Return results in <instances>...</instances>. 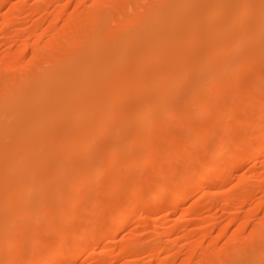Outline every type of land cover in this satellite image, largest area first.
<instances>
[{
	"label": "bare ground",
	"instance_id": "bare-ground-1",
	"mask_svg": "<svg viewBox=\"0 0 264 264\" xmlns=\"http://www.w3.org/2000/svg\"><path fill=\"white\" fill-rule=\"evenodd\" d=\"M3 1L0 0V3ZM47 1L50 3L51 0ZM70 2L71 0H64L59 7L54 8L53 12L50 10L52 14L51 18L48 17L46 26L45 23L43 26L42 22L39 21H34L32 27L29 28L26 26L20 28L22 25L17 26L19 27L16 28L17 36H15V40L18 37V42L15 41L17 46L15 49L8 47L5 52H1L4 53L1 54L2 57L0 56V254L5 253V250L3 253L2 249H6V244H8L6 241L12 243L10 240L18 237L16 235L18 234L17 230H20V227L27 228L31 223L34 232L37 231L39 234L34 233L35 237L40 239L38 237L44 235L42 241H45L46 244L47 237L53 233V231L51 233V229L54 230V233L57 232L55 235L58 234L59 237L55 241L57 244L54 249L57 252L60 251L57 254L56 251L53 253L54 250H50L52 252L44 250L35 238L36 241L33 239L32 243H34L30 245V242V246L23 248L24 250L21 252L18 248L22 247L20 244H22V239L25 236L23 233L24 236L22 237L23 234L20 232L23 230L21 229L19 231L21 236L19 235V237L22 239L19 240L22 242L18 241V237L9 248V250L17 248L21 254L17 252L19 258L14 259L13 262L9 261L11 264H18L20 259H24L26 264H35L36 262L37 264H64L67 261L66 252L77 250L80 247H85L81 252L84 256L96 254V247L100 241L102 239H106L108 242L109 240L112 241L111 239L124 228L125 223L129 221L135 211V200L130 202L131 200L127 198L130 201H126L124 200L126 195L122 196L125 186L129 184L128 187L130 188L132 185L129 182L135 185L134 193L137 191V186L138 188L142 186L137 192L143 193L144 189L147 191L145 187L148 185L143 181L144 179H147L149 184L157 182L160 188L157 187V191L152 197L154 201H152L153 210L159 208L157 202L160 199L166 198L171 201L172 207L174 206L182 212L188 211L187 213L192 215L188 222H194L199 219L198 216L202 215L200 213L202 200L196 198L190 210L186 209L184 204L189 194L197 190L193 182L197 170L202 166L200 164L203 163L200 184L207 182L212 173L219 172L220 175L214 181L209 180L210 182H207L209 187L211 185V188L217 189V193H215L218 195V192L223 189L227 182L224 174L226 170L231 169L236 161L245 162L247 155H252V153H246V155L242 152H255L254 150L259 148L261 156L264 151V109L260 110L261 113L260 111L256 112L262 104L264 105L261 103L264 101V89H262L264 83L263 85L259 83L262 79L264 81L262 68L264 65L261 62L264 60V0H77L74 9L69 12ZM24 3H27V0L22 1V3H14L10 11L4 13L0 31L7 30L12 24L17 23L14 21H17L18 16H21L28 9V7L27 9L24 7ZM26 5L28 6V4ZM24 8L26 10L22 11ZM36 10L41 12L40 4L34 12ZM44 10L47 11L48 8ZM24 18L26 17L24 16ZM59 19L64 21L62 22L64 26L62 29L57 28L56 25V21ZM199 44H204L203 46L206 47L199 49L196 47ZM28 54L30 57L25 60ZM259 62L262 63V69L257 66L260 64ZM258 75H261L262 79ZM256 77L260 79L256 80L258 83L255 81ZM256 83L262 85V88L256 86ZM257 87L262 89L263 93L256 92ZM229 89H233L235 92L239 90V92L237 91L238 93L232 95L231 105H226V103L224 104V96L231 91ZM143 93H147L144 99L141 97ZM235 94L237 95L235 96ZM233 96L235 97L233 98ZM189 99L198 101L197 110L205 111L206 114L204 115L211 112V116H207L209 120L208 118L204 119V115L200 120L207 119L208 124L211 122L210 117L214 115L212 113L219 109L220 117L226 121L224 122L225 125L229 126L227 128L223 123V126L210 129L208 136L216 137L214 145L207 144V141L204 142L205 135H207L206 131H204L205 134L203 133L204 137L198 138L199 141L194 140L197 143L200 142V145L207 144L204 148L207 146L208 149L205 148L206 151L203 153L198 149L189 151L187 147L189 144L183 147L181 143L179 145L182 146L179 147L176 145L179 141L170 136L173 132L168 130V125L172 121L169 120V117L174 110L179 112L175 111L176 114H179V119L181 118L189 125H193L192 118L194 117L190 119L188 114V110L191 109L188 103L192 102ZM259 104H261L260 108L258 109L257 106L255 108V105L259 106ZM198 112L196 113L198 114ZM126 117L137 118L135 123L138 120V123L134 124L132 119L134 126L130 123L129 128L123 130L127 132L131 129L130 126L133 127L129 136L126 135L127 137L123 133H121L123 136L120 135ZM203 123L200 125L201 127ZM198 125L196 124V127L200 130L201 127ZM92 128L96 129V133L93 134ZM192 130L190 129V131ZM130 136H133L132 140ZM100 137H104V139L107 137L109 140ZM98 138L103 143L98 141L100 145L98 144L96 148H90ZM129 139L132 141L130 145L127 143ZM147 141L148 144L144 143ZM140 142L144 144H140ZM231 143L233 145H230ZM126 145L131 146V150ZM198 145L199 143L196 146ZM180 148L182 149L180 150ZM138 149L145 153H139ZM139 156L142 157L139 158ZM95 157L99 161H96ZM76 158L81 159L79 165L74 162ZM142 159L144 160L142 161ZM225 160H229L226 167L222 166ZM144 162L146 164L151 163L154 166V168L152 167L153 170L150 168L149 172V170L144 171L142 169L146 176L138 175L137 173L141 171L140 168L136 172L139 177L133 176L135 180L139 179V181L142 176H145L146 178L142 177L140 181L143 184H137L138 181L133 180V182L130 180L131 178L128 182L123 180L122 173L128 170L132 174L136 166L138 167L141 163L146 165ZM122 165L123 169L121 170L125 169V171L120 170L122 173H119ZM148 166L151 165L148 164ZM262 168L260 169L262 170ZM82 169L87 170L86 174L82 171L85 175L81 172H75ZM113 169H117V173L113 174L114 178H111L112 181H110V177L107 176L109 171L110 173L113 172ZM43 171L45 176L42 175L40 181L39 172ZM147 171L149 174L154 171L152 174L156 175L150 174L151 176H149L148 173L146 174ZM100 172L104 174L101 176L106 175L107 180L102 185V182L97 183L100 187L95 185L96 189L94 187L96 182L93 185L91 183L95 181V178L96 180L99 179L97 177ZM36 175L39 176L38 180L35 179ZM246 181H244L243 186L241 179L240 185L243 186L242 190L240 188L241 191H236L240 187L238 183L235 188L233 187L234 190L231 194L227 191L229 195L225 199L221 198L225 209L233 204L232 201H242L244 204L247 202L246 199L249 200L247 193L249 194L250 190ZM144 183L147 186L144 187ZM246 184L248 185L246 186ZM76 185H79V188L76 187L79 192L76 191L75 187L74 190L72 188ZM51 186L52 190L49 188ZM70 187L75 193L71 192ZM94 189L96 195L93 197ZM50 191L52 192L49 194ZM59 194L66 197L65 200H69V202L64 200L66 203L71 202V208L60 203L57 204L58 201L61 202L60 199L63 200L62 197L56 199ZM48 198L51 201L48 200L47 202ZM216 198L217 196L215 197L214 194L209 195L207 205H210V208L215 205L214 199ZM146 201L144 202V209L147 208ZM44 202L50 204L49 216L52 219L51 226H49V222L48 228L45 227L46 231L41 228L44 223L41 221L42 226H40V221H37L40 218H38L39 215L35 217L38 211H41ZM106 203L122 208L113 223L107 222L106 219L108 220V218L104 214L98 213L93 217L97 209L110 206ZM219 203H217V207L221 205ZM240 204L242 203L240 202ZM62 206L65 207V210L66 207L68 210L71 209V212L76 209L74 213L76 212L84 220H87V215L84 214H94L92 216L93 221L90 218L89 224L82 221L83 223H79L80 225L76 226L74 231L70 233L68 230L70 227L63 226L69 219L68 217L67 219L64 218L68 215H65ZM160 206L162 207V205ZM72 207L74 208L72 209ZM249 207L250 205L247 208ZM251 208L254 209L253 207L249 209ZM61 209L65 214L59 211ZM112 209L110 208V210ZM108 210L106 214L109 212ZM45 211L48 213L49 209ZM70 211L67 212L66 210L67 214ZM43 212H40V216ZM247 212L246 215L244 214L243 220L240 217L241 221L239 222L244 228L254 216L261 215L258 210V215L253 211L247 210ZM47 213H43L47 217L42 215L43 218L46 217L45 219L41 218L43 222L46 220V223L49 218ZM60 213L63 215V220L62 217L60 218ZM72 215L73 213L70 216L72 217ZM97 216L98 220H102L100 222L96 220L98 223H95ZM260 218L259 221L254 220L256 217L253 218L255 224L252 223L254 226L251 228L253 230L252 236H250L254 241H247L246 238L249 235L245 236L246 233L244 234V232H242L243 235L239 234L240 237H237L236 234L237 238L233 237L232 241V243H237L235 247L231 248L227 245L228 243H225L227 246L208 253L210 264H264V215H261ZM73 219L71 218L72 221ZM213 219L209 218L206 221L211 223ZM234 219L236 220V217ZM161 220L162 218L155 216L152 218L151 223H154L159 230L155 231L154 234L159 236L165 233L169 237V233H173V230L163 228ZM70 221L69 224H71ZM80 221L81 219L78 222ZM25 222L26 224H24ZM137 222L142 224L147 222L142 212L138 215ZM226 229L221 228L219 234H225ZM192 230L194 232V229ZM47 231L51 234L48 232L46 235L45 232ZM151 232L153 233V230ZM198 234L201 235L202 233L199 231ZM53 235L49 236L51 240ZM45 236L47 237L45 238ZM201 237L202 239L205 238L204 235L197 238ZM154 238L155 235H153ZM160 238L161 236L158 241ZM137 239H134L135 241L127 239V243H131L128 246L125 245L126 247L121 248L122 250L119 252L121 254H133L135 257L138 254L137 247H134L136 242H139ZM154 240L155 244H147L144 250L142 248L143 254L148 253L151 257L153 256L151 262L156 261L155 264H174L175 258L169 254L171 252L167 254L172 247L170 241H161L162 243L159 241L160 244H158ZM174 242L176 243L175 240ZM3 244L6 246L4 247ZM198 245L204 254L207 250H211L203 242L198 243ZM175 247L179 246L176 245ZM45 251L48 253H44ZM112 252L110 251V253ZM162 252L167 254L163 258L160 257ZM185 252L187 253V251ZM81 253L75 254L70 259L71 262L75 263ZM176 253L178 252L176 251ZM106 255L105 252L101 254V264H109L110 257L108 256V258ZM176 256L178 255L176 254ZM1 258L8 260L6 256L4 258V255L0 257V260ZM12 259L11 257L9 260ZM189 260L193 259L187 258L182 264H188ZM2 262V264H10L9 262ZM147 262L145 264H148Z\"/></svg>",
	"mask_w": 264,
	"mask_h": 264
},
{
	"label": "rangeland",
	"instance_id": "rangeland-1",
	"mask_svg": "<svg viewBox=\"0 0 264 264\" xmlns=\"http://www.w3.org/2000/svg\"><path fill=\"white\" fill-rule=\"evenodd\" d=\"M11 1V2H10ZM22 1H24V0H4L3 2H1L0 3V24H1V22H2V20H3V18H4V15L6 14V13H8V11H10V8H11V6L14 4V3H22ZM61 1V2H60ZM60 1H53V0H51L50 1V3L47 1V0H44V2H42V0H27V3H24V7L27 9V7H28V9L26 10L25 8L22 10V11H25L21 16H18V18H17V21H14V22H17L18 23V25H17V23H14V24H12L8 29L10 30H4V31H0V56H1V54L3 55L4 53H1L2 51L3 52H5V50H7L8 49V47H9V49L10 48H13V49H15V47L17 46V45H15V44H17V38L18 37H16V40H15V36H17V34H16V30L19 28V27H17V26H20V25H22L20 28H25V26H26V28H29V27H32V25L34 24V21H39V22H42L41 24H43V23H45V26H46V24H47V21H48V17H50L51 16V14H52V12L54 11V8L56 9L57 8V6L59 7V5H60V3H62V2H64V0H60ZM66 1H70V0H66ZM77 1V0H76ZM76 1L75 0H71V4H70V7H69V12H71V10L72 9H74V7H75V3H76ZM7 2V3H6ZM30 2V3H29ZM45 2H47V3H45ZM4 4V5H3ZM26 4H28V6L26 5ZM34 4H35V6H34ZM40 4V6H41V12H39V10H36V12H34L35 11V8L38 6V5ZM44 4V5H43ZM57 4V5H56ZM30 5V6H29ZM55 5H56V7H55ZM50 6V7H49ZM51 6H52V8H51ZM30 7V8H29ZM32 8V10L30 11V9ZM47 9L48 8V10L46 11V10H44V9ZM43 9V10H42ZM50 10H52V12L50 11ZM38 12H39V14H38ZM45 12V13H44ZM46 12H48V13H46ZM5 13V14H4ZM20 13H19V15H20ZM3 14V15H2ZM39 16H38V15ZM44 14V15H43ZM29 15H30V17H29ZM35 15V16H34ZM24 16L26 17V18H24ZM42 16V17H41ZM43 16H46V17H43ZM36 17V18H35ZM37 17H39V18H37ZM33 18H35L34 20H32L31 21V19H33ZM45 18H46V20H45ZM51 18V17H50ZM19 19V20H18ZM23 20V21H22ZM20 21V22H19ZM31 22V23H30ZM58 22H59V25H58ZM62 22H64L63 21V19H59L58 21H56V25H57V28H59V29H62L64 26H63V23ZM27 25H26V24ZM15 25H16V27H15ZM43 26H44V24H43ZM61 26V27H60ZM15 28V29H14ZM17 28V29H16ZM3 32V34H1ZM12 33V34H11ZM14 33V34H13ZM8 35V36H7ZM8 37H10V38H8ZM12 38V39H11ZM14 39V40H13ZM11 40V41H10ZM13 40V41H12ZM15 41H17V42H15ZM11 44H13V45H11ZM200 45H202V44H199V45H196V47H198L199 49H204L206 46H200ZM7 47V48H6ZM6 48V49H5ZM2 57V56H1ZM0 57V58H1ZM30 57V55L28 54L26 57H25V60L26 59H28ZM261 62L263 63V65H264V60L262 61L261 60ZM261 62H259L260 64H258L257 66L258 67H260L259 69H262L263 68V70H264V67H262L261 68V66H262V63ZM260 65V66H259ZM262 70V71H263ZM254 71V70H253ZM251 73V72H250ZM249 74V73H248ZM259 76V75H258ZM261 76V75H260ZM259 76V77H260ZM244 77V76H243ZM259 77H256V79H255V81L256 80H260L259 79ZM258 78V79H257ZM261 79H262V76H261ZM243 80V79H242ZM261 81V80H260ZM259 81V83H262V85H263V83H264V81H263V79H262V81L260 82ZM257 82V81H256ZM258 83V82H257ZM257 83H256V86H258V87H261L262 88V85H260V84H258L257 85ZM257 87V90H255L256 92L257 91H259V93L260 92H262L263 90L262 89H264V88H262V89H260V88H258ZM256 88V87H255ZM260 89V90H259ZM231 90V91H230ZM262 90V91H261ZM229 91L231 92H227V95L225 94V99H224V104L226 103V105H231V103H232V95L234 94V93H236L237 91L239 92V90H236V92L233 90V89H229ZM233 92V93H232ZM237 92V93H238ZM264 92V91H263ZM262 92V93H263ZM264 94V93H263ZM147 96V93L145 94V93H143L142 94V99H144L146 96ZM237 94H235V96H236ZM235 96H233V98L235 97ZM230 99V100H229ZM189 100H191L192 102H190V103H188V106H189V108H191V109H189V110H191V111H189L188 110V114H189V117H190V119L192 118V117H194V118H192L193 120V122L194 123H196L197 125H198V127H201L200 125H202V123L203 122H205V123H203V126L201 127V129L199 130V129H197V127H196V124H194L193 123V125L191 126V125H189L187 122H185V121H183V120H181V118L179 119V114H176L178 111L177 110H174V111H172L173 113L171 114V116L169 117V120H172V121H170V123H169V121H168V123H169V127H168V130H169V132H173V133H175V134H173L172 133V135H170V136H173L177 141H179V143L178 144H176V145H178L179 147H181L182 145H183V147L185 146H187L188 144V148H189V151L190 150H193V149H198V151H200V152H205L206 150H205V148L206 149H208L207 148V146L204 148V146L205 145H207V144H211V145H214L213 143L215 142V136L214 137H209L208 135H209V132L212 130V129H214L215 127H220V126H223V123L224 122H226V121H223V119H222V117H220L221 116V113H220V111H219V109H217L216 111H214L215 113H212V117H210L211 119H210V121L211 122H209L208 124H207V122H208V120H209V118L207 117L208 115L209 116H211V112H207L208 113V115H204V114H206L205 113V111H202L201 109L200 110H197L198 109V101L197 100H195V99H189ZM225 100H227V101H225ZM229 101V103L227 104V102ZM231 101V102H230ZM197 102V103H196ZM259 102H261V101H259ZM258 102V103H259ZM258 103H256V104H258ZM261 103H264V101H262ZM191 106H190V105ZM192 104H194V105H192ZM197 104V105H196ZM260 105L261 104H259V106L258 105H255V108H256V106L258 107V109L260 108ZM264 105L262 104V106H261V108L258 110V109H256V110H258V111H256V112H259L260 110H262V109H264V107H263ZM244 108V107H243ZM196 109V110H195ZM195 110V111H194ZM175 111H177V112H175ZM194 111V112H193ZM200 113H199V112ZM192 114H191V113ZM196 112H198V114L196 113ZM202 112H204V113H202ZM218 112V113H217ZM131 113V112H130ZM179 113V112H178ZM260 113H261V111H260ZM259 113V114H260ZM176 114V115H175ZM191 114V115H190ZM201 114V115H200ZM258 114V113H257ZM202 115H204L203 117H204V119L205 118H208V120H207V122H206V120H204V119H202V120H200V118H202ZM214 117V118H213ZM170 118H172V119H170ZM198 118V119H197ZM217 118H218V120H217ZM126 120H124V128L122 127L121 128V130H120V135H121V133H123V135H127V136H129V133H130V130L132 131V126H134L133 124H132V119L134 120V124H136V123H138V120H136V123H135V119H137V118H129V117H126L125 118ZM174 119V120H173ZM195 119V120H194ZM177 120V121H176ZM215 120V121H214ZM176 121V122H175ZM126 122V123H125ZM173 122V123H172ZM179 122V123H178ZM132 124V126H130L131 127V129L130 130H127V132L126 131H123L124 129H127V127L129 126V125H131ZM178 123V124H177ZM170 125H171V127H170ZM211 126V128H210V126ZM218 125V126H217ZM224 125H225V123H224ZM187 126H191V127H193V126H195V127H193V128H191V127H187ZM226 127L228 126V125H225ZM203 127H205V128H203ZM206 127H207V129H206ZM229 127V126H228ZM227 127V128H228ZM129 128V127H128ZM172 128V129H171ZM93 129V128H92ZM190 129L192 130V131H190ZM195 129H196V131H195ZM205 129V130H204ZM211 129V130H210ZM96 129L94 128L93 129V134L94 133H96V131H95ZM197 130H198V132H197ZM202 131V132H201ZM204 131H206L207 132V135H205V140H204V142H206L207 144H205L204 143V145H200V142H198L199 143V145L198 146H196L198 143H197V141H194V140H198L199 141V139L198 138H200L201 136H203L205 133H204ZM125 132V133H124ZM168 132V131H167ZM168 132V133H169ZM197 132V133H196ZM144 133V132H143ZM196 133V134H195ZM202 133V134H201ZM204 133V134H203ZM133 134V133H132ZM131 134V135H132ZM145 134V133H144ZM170 134V133H169ZM123 135H121V136H123ZM174 135H176V136H174ZM124 136V137H125ZM126 136V137H127ZM209 138H208V137ZM132 137V138H131ZM147 137V136H146ZM204 137V136H203ZM101 139L103 138L104 139V137H100ZM100 138H98L97 139V141H95L93 144H92V146H90V148H96L97 146H98V144H99V142L100 143H103V142H101V139ZM107 138V137H106ZM105 138V139H106ZM142 138H143V136H142ZM104 139V140H105ZM130 139L132 140L133 139V136H130ZM129 139V142H127L129 145H130V142H132L131 140ZM144 139V138H143ZM211 139V140H210ZM214 139V140H213ZM107 140H109L108 138H107ZM106 140V141H107ZM127 140H128V138H127ZM144 140H146V139H144ZM148 140V139H147ZM99 141V142H98ZM142 141V140H141ZM194 141V142H193ZM209 141V142H208ZM98 142V143H97ZM196 142V143H195ZM143 142H140V144H142ZM144 143H146V144H148V141L147 142H144ZM143 143V144H144ZM182 143V145L180 146L179 144H181ZM195 143V144H194ZM203 144V143H202ZM209 144V145H210ZM100 145V144H99ZM129 145L127 146V148H129L130 150H131V146L129 147ZM195 145V146H194ZM230 145H233L232 143L230 144ZM143 146V145H142ZM193 146V147H192ZM200 146H202L201 147V149H199L200 148ZM191 147V148H190ZM133 148H135V147H133ZM178 148V147H177ZM176 148V149H177ZM137 149V148H136ZM135 149V150H136ZM182 148H180V150H181ZM184 149H186V148H184ZM204 149V150H203ZM259 148H257V149H255L254 151L255 152H248V151H245V152H242V154H250V153H252V155L250 156V155H247L248 157H246L247 159V161L245 160V162L243 161H239V162H235L234 163V166L231 168V169H229V170H226V172L224 173L225 174V177H226V180H227V182H226V184L224 185V187H223V189H221V191L220 192H218V195H216V193H217V189L215 188H211V185H210V187H209V185H208V183L211 181L212 182V180L214 181L215 179H216V177H218L220 174H219V172H214V173H212L211 175H210V177H209V179L207 180V182H204V183H199V182H201L200 181V179H201V174H202V171H203V163H201L200 165H202V166H200V168L197 170V172H196V178L194 179V185H195V187L197 188V190H195V191H192L190 194H189V197H188V199H187V201H186V203L184 204V206H185V208L186 209H188V210H190V209H192V206H193V202H194V200L196 199V198H199V199H201L202 200V206H201V211H200V213L202 214H200L201 216H198V220L196 221H194V222H188L189 221V218L192 216L190 213H187V212H182V211H179L177 208H175L174 206L172 207V204H171V201H169V199H166V198H163V199H160L158 202H157V204L159 205V208L157 209V210H153V194L157 191V187L158 188H160L159 187V185H158V183L157 182H153L152 184L150 183L149 184V182H147V179L145 180L144 178V182L145 183H147V185L144 183V187L145 186H147V187H145L146 189H147V191H145V189H144V191H142L143 193H139V192H137L138 191V189L139 188H141V187H139L138 188V186H137V184L138 183H141V184H143V182H140L141 181V179H142V177H145L146 175H145V173L143 172V170L145 171V170H149V172H150V168L153 170V168H154V166H152V164L151 163H148L149 165H151L150 167L148 166V164H146V162H144V164H146V165H143L142 163L137 167L136 166V168H135V170H133V173L131 174L130 172H128V170L126 171V172H124L125 171V169L124 170H121V169H123V165H122V167H120V169H119V173H122L121 171H123L124 173H122L121 174V176L123 175V177L122 178H124L123 180H125L126 182H128V180L130 179L131 181H133V180H135V177H139V176H137L136 175V172H138L139 171V169L144 173H142L141 171H139V173H137L138 175L139 174H141V175H145V176H142L141 177V179H140V181H139V179L138 180H135V182L136 181H138V182H136L137 184H136V186H137V191H136V193H134V191H135V185L132 183V182H129L130 184H132V185H134V186H132V185H130V188L128 187L129 186V184H128V186H125V190L123 191V197H124V195H126V197H124V198H126V199H124V200H126V201H130V202H133V200H135L134 201V204H135V206H134V208H135V211H134V213L132 214V216L130 217V219H129V221H127L126 223H125V226H124V228L123 229H121L120 231H119V233H117L115 236H114V238L113 239H111L112 241H110L109 240V242L106 240V239H102L101 241H100V244L96 247V254H94V255H87V256H84V255H82V251L84 250V248L85 247H80L79 249H77V250H74V251H67L66 252V255H67V261L64 263V264H91V263H95V264H101L100 263V261H101V254H104V252H105V254L107 253V257L110 259V262H109V264H145L146 263V261H148L147 263L148 264H150V262H151V260L153 259V256L151 257V255L150 254H148V253H145V254H143V251H142V248H143V250L147 247V244H155V242H153V240L154 239H156V240H154V241H156L158 244H160L159 243V241L161 242H166V241H170L169 243L170 244H172V247H171V249L167 252V254L169 253V252H171V253H169V254H171V255H173V257L175 258V260H174V264H182L184 261H185V259L187 260V258L188 259H193V260H189L190 262H188V264H202V263H207V264H210V262H209V254L208 253H210V251H214L215 249H219V248H221V247H225V245L227 244V245H229L231 248L232 247H235L236 246V242H233L232 243V241H233V237H235V238H237V237H240V235L239 234H241V235H243L242 234V232H244V234H245V236L246 235H251L252 236V230L253 229H251L254 225L252 224V223H254L256 220H258V219H261L260 217H261V215L263 216L264 215V169L262 168V166L264 165V151H263V153L261 154V156H260V153H259V150H258ZM89 150H91V149H89ZM139 150V149H138ZM179 150V149H178ZM188 150V149H187ZM92 151V150H91ZM131 152V151H130ZM139 153L141 152L140 150L138 151ZM142 154L143 153H145L144 151L143 152H141ZM134 154V153H133ZM257 154H258V156H257ZM137 155V154H136ZM140 155V154H139ZM146 155V154H145ZM96 157H98V156H96ZM95 157V158H96ZM142 157V156H141ZM140 156H139V158H141ZM143 157H144V155H143ZM99 158V157H98ZM98 158H96L95 160L96 161H99L100 160V158H99V160H97ZM138 158V159H139ZM145 158V157H144ZM76 160H81L80 158H76L75 160H74V162H76L78 165L80 164V162L81 161H79V162H77ZM141 160V159H140ZM144 159H142V161H143ZM227 160V159H226ZM224 161L225 163H224V165H222V166H224V167H226L228 164H227V162H229V160L228 161ZM260 161H262V162H260ZM223 164V163H222ZM126 165H128V164H126ZM130 166V165H129ZM259 166H260V168H262V170L259 168ZM76 167H77V165H76ZM116 167V166H115ZM153 167V168H152ZM264 167V166H263ZM112 169V168H111ZM110 169V171H112ZM143 169V170H142ZM106 170V169H105ZM114 170L115 169H113V172H114ZM117 170V169H116ZM116 170H115V172L113 173V172H111L110 173V171H109V173H108V178L110 177V181H112L111 180V178L113 179L114 178V176H113V174H115V173H117L116 172ZM121 170V171H120ZM82 171H84L85 172V174L87 173V170L85 171V170H79V171H75V172H78V173H80L81 172V174H84V173H82ZM102 171H103V169H102ZM135 171V172H134ZM259 171V172H258ZM149 172L147 171L146 172V174L147 175H149V176H151V175H156V174H152V173H154V171H152L150 174H149ZM261 172V173H260ZM263 172V173H262ZM41 175H40V174ZM38 174H39V176H41L39 179H40V181H41V179H42V177L43 176H45V174H43V173H45L44 171L43 172H39ZM104 173H105V171H104ZM107 173V172H106ZM128 173V174H127ZM37 174V175H38ZM84 174V175H85ZM101 172H100V174L98 175V177L97 178H99V179H97L96 180V178H95V181H92L93 183H91L92 185L94 184V187H96L95 185H97L98 187H100L98 184H100L101 182V185L107 180L106 179V175L105 176H101ZM110 174V175H109ZM125 174V175H124ZM198 174V175H197ZM35 176V179L36 180H38V177L39 176ZM43 175V176H42ZM83 175V176H84ZM102 175H104V174H102ZM128 175V176H127ZM131 177H130V176ZM136 175V176H135ZM120 176V177H121ZM133 176H135V177H133ZM248 177V178H245V177ZM241 177V179H242V183L241 184H243L244 183V181H246L247 179H248V181H246V183H248V184H246V186L248 185V187H249V190H250V193L248 194L247 193V197L249 198V200L248 199H246V201L247 202H245L244 204H243V202L242 201H240L242 204H240V202H238L237 200H235V201H232V203L233 204H230L229 206V208L228 209H225V207H223V205H222V199H225L229 194H231L232 193V190H234V188L236 187L235 185H237L238 183H239V185L238 186H240V187H238L237 188V192H239V191H241L242 190V187L244 186V184H243V186L241 187V185H240V181H241V179H239ZM253 177V178H252ZM121 178V179H122ZM126 178H128V179H126ZM146 178V177H145ZM228 178H230L229 180H231L230 182H229V180H228ZM243 178H244V180H243ZM250 179H251V181H250ZM102 180V181H101ZM108 180V181H109ZM129 180V181H130ZM210 180V181H209ZM254 180V182H252ZM100 181V182H99ZM107 181V182H108ZM121 182H122V180H120ZM263 181V182H262ZM134 182V181H133ZM252 182V183H251ZM98 183V184H97ZM156 183V184H155ZM254 183V184H253ZM88 184V183H87ZM105 184V183H104ZM259 184V185H258ZM127 185V184H126ZM151 185V186H150ZM256 185V186H255ZM139 186H140V184H139ZM254 186V187H253ZM259 186V187H258ZM76 187H78L79 188V185H76V186H72V188H73V190L75 189ZM126 187H127V189L129 190H127L126 189ZM132 187V188H131ZM134 187V188H133ZM151 187V188H150ZM234 187V188H233ZM247 187V188H248ZM257 187V188H256ZM50 189L52 188V186L51 187H49ZM72 188L70 187V190H71V192H74L73 190H72ZM102 188V187H101ZM100 188V189H101ZM210 188V189H209ZM233 188V189H232ZM240 188H241V190H240ZM255 188V189H254ZM263 188V189H262ZM96 189H97V187H96ZM99 189V190H100ZM225 189V190H224ZM239 189V190H238ZM260 189V190H259ZM52 190V189H51ZM99 190H97L98 192H99ZM209 190V191H208ZM230 190V191H229ZM251 190H252V192H251ZM46 191H47V189H46ZM76 191H78L77 190V188H76ZM94 192V195H93V197L96 195V193H95V189L93 190ZM101 191V190H100ZM127 191V192H126ZM224 191H226V192H224ZM227 191L229 192V194L227 193ZM236 191H234V192H236ZM256 191V192H255ZM52 191H50L49 192V194L51 193ZM79 192V191H78ZM147 192V193H146ZM216 192V193H215ZM255 192V193H254ZM259 194H258V193ZM48 193V192H47ZM75 193V192H74ZM129 195H128V194ZM215 195V197L217 196V201H216V199H214L215 201H214V203H215V205H216V207H215V205H213L212 206V208H210L211 206L210 205H207L208 204V201H207V199H208V197H209V195ZM223 193H226V194H223ZM121 193H119V195H120ZM207 194V195H206ZM219 194H220V197H219ZM222 194V195H221ZM261 194V195H260ZM59 196H60V194H59ZM56 196V199H60L62 196ZM121 195H120V197H122ZM128 196V197H127ZM250 196V197H249ZM263 196V197H262ZM53 198H54V196H52ZM136 197H137V199H136ZM140 197V198H139ZM219 197V198H218ZM257 199H256V198ZM63 198V200L62 199H60L61 200V202H59L58 200V202H57V204L58 203H60L61 205H65V206H70V208H71V202L70 203H66L65 201H67V200H65L66 199V197H62ZM127 198L128 199H130V200H127ZM222 198V199H221ZM48 200L49 201H51L49 198L47 199V202H48ZM55 200V199H54ZM65 200V201H64ZM147 200V201H146ZM253 200V201H252ZM146 201V205H147V208H143V206H144V202ZM153 201V202H152ZM221 201V202H220ZM258 203H257V202ZM47 202H44L43 203V207L41 208V211L40 212H43V211H45L46 209L48 210L49 209V211H48V213L45 211V212H43V213H47V215H48V222L46 223V220H44V222H43V219H45L47 216H46V214H44L43 215V213L41 214V216H40V212L38 211V214L35 216V217H37L38 215V220L37 221H40V226H42L41 228H44V230L46 229L45 227H47V225H49V222H50V225L49 226H51V221H52V219H50L51 218V216H49L50 215V208H49V206H50V204H47ZM62 202H65L64 204H62ZM68 202H69V200H68ZM105 202H107V201H105ZM221 203V205H220V203ZM251 202V203H250ZM254 202V203H253ZM259 202H261V203H259ZM164 203V204H163ZM217 203H219V205L220 206H218L217 207ZM239 203V204H238ZM48 205V207H46L47 205ZM54 204H55V202H54ZM68 204H70V205H68ZM106 204H108V205H110L109 203H106ZM247 204V205H246ZM257 204H259V205H257ZM263 204V205H262ZM45 205V206H44ZM152 205V206H151ZM160 205H162V207L160 206ZM163 205H165V206H163ZM233 205H235V206H233ZM250 205V207H256V208H254V209H249V208H247L248 206ZM111 206V207H110ZM110 206H106V207H108V208H104V209H97V211H95V215L94 214H90V213H86V214H84L85 216H86V219L87 220H84V219H82V218H80L79 216H78V214L75 212L74 213V211L76 210H74L73 208L74 207H72V209H73V211L71 212L70 210L71 209H67V207H66V210H67V212L68 211H70V213L69 214H67V212H66V210H65V207H63L62 209H64V211H65V213L63 212V210L61 211V210H59L60 212H62V214H65V215H68V216H66V217H64V218H66L67 219V217H68V219H69V221L71 220V218L73 219H76L75 221H74V219H73V221L71 220L70 221V223L71 224H69V221L66 223V225L64 224L63 226H66V228H69L68 230H69V232L71 233V232H73L74 231V229L76 228V226H78V225H80L79 223H81L82 221H84V222H88V220H92L93 221V218H92V216L93 217H95L98 213H100L101 215L102 214H104V215H106V218H108V220L106 219V221L107 222H109L110 223V221L113 223V221H115V219H116V217L118 216V214H120V212H121V210H122V208H120V207H117L116 205L115 206H112V205H110ZM245 206V207H244ZM262 206V207H261ZM225 209H223V208ZM233 207V208H232ZM260 207V208H259ZM44 208H46L45 210H44ZM110 208L112 209V208H114V209H112V210H110ZM115 208H116V210H115ZM235 208V209H234ZM258 208V209H257ZM43 209V210H42ZM105 209H109L108 211L110 212H108L109 213V216H110V218H109V216H108V213L106 214V212H107V210H105ZM121 209V210H120ZM230 209V210H229ZM256 209V210H255ZM102 210H103V212H105V213H103L102 212ZM247 210L248 211H253V213L255 212L257 215H258V212L259 213H261V215H260V217H258V216H254L253 218H255L256 217V219H254L255 221H253V218H252V221H250L246 226H245V228L244 227H241V225L239 224V222L241 221V220H243L244 218H245V215L248 213L247 212ZM255 210V211H254ZM257 210H258V212H257ZM58 211V212H59ZM98 211H100V212H98ZM113 211V212H112ZM230 213H229V212ZM236 211H238V212H236ZM142 212V215H143V217H145L146 218V220H147V222H150V223H138L137 222V218H138V215L140 214ZM157 212V213H156ZM240 212V213H239ZM71 213H73V215H72V217L70 216L71 215ZM156 215H155V214ZM227 213V214H226ZM238 215H237V214ZM263 213V214H262ZM61 213H60V218L62 217V220H63V215H62ZM100 214H99V216H100ZM213 214V215H212ZM225 214H226V216H225ZM229 214V215H228ZM240 214V215H239ZM245 214V215H244ZM46 216L45 218H43V216ZM159 217L160 219L162 218V224L164 225H162V227L163 228H167V230L169 229L170 231H172L173 230V233H169V237L167 236V234H160L159 236L158 235H156V234H154L155 233V231H159L158 230V227L156 228V226H155V224L154 223H151V220H152V218L154 217ZM210 215V217H208ZM234 215V216H233ZM89 216H91V217H89ZM108 216V217H107ZM215 216V217H214ZM228 216V217H227ZM35 217H34V219H35ZM71 217V218H70ZM201 217V218H200ZM232 217H236V220L234 219V218H232ZM240 217H241V220H240ZM257 217H258V219H257ZM41 218H43V219H41ZM90 218V219H89ZM98 218V216L95 218V223H98V222H100L101 220H98L97 219ZM188 218V219H187ZM209 218H214L213 220H211L212 222L211 223H213L212 225H211V223H207V221L206 220H208ZM218 218V219H217ZM41 219V220H40ZM49 219H50V221H49ZM81 219V221L80 222H78L79 220ZM234 219V220H233ZM36 220V219H35ZM61 220V221H62ZM90 220V221H91ZM98 222H97V221ZM217 220H218V223H217ZM41 221H42V223H46V226L44 225V224H42L41 223ZM165 221V222H164ZM187 221V222H186ZM216 221V222H215ZM237 221V222H236ZM259 221V220H258ZM204 222V223H203ZM83 223V222H82ZM188 223V224H187ZM225 223V224H224ZM24 224H26V222L24 223ZM23 224V225H24ZM32 224V223H31ZM30 224V225H31ZM42 224V225H41ZM88 224H89V222H88ZM154 224V225H153ZM207 224H209V226H207ZM224 224V225H223ZM228 226H227V225ZM231 224V225H230ZM255 224V223H254ZM28 225L27 226V228L25 227H23V228H21L20 227V230L22 229L23 231H21L20 233L21 234H25V236H24V234L22 235V237L24 236V240L22 239V238H20L19 237V229L17 230V233L18 234H16L18 237H16V235H15V237L16 238H13V240H10V241H12V243L14 244L15 242H13V241H16V239L18 238V241L19 242H22V244H20V246H22V247H19L18 249H20L21 250V252L26 248V247H28V245H29V243H30V245L31 244H33L32 243V240L33 241H36V237H35V234L36 235H39L38 234V232L36 231V233L34 232V230H33V225ZM68 225V226H67ZM174 225H175V227H174ZM218 225V226H217ZM225 226L226 225V227H223V226ZM240 225V226H239ZM149 226V227H148ZM170 226H172V227H170ZM177 226H179V227H177ZM242 226H244V225H242ZM31 227V228H30ZM148 227V228H147ZM201 227H203V228H201ZM205 227H206V229H205ZM211 227V228H210ZM224 228V229H226V232H225V234L223 233V234H219V232H220V230H221V228ZM48 228V227H47ZM173 228V229H172ZM176 228V229H175ZM194 229V232H195V237H194V232H193V230L191 231V229ZM200 228V229H199ZM214 229L213 231L211 230V229ZM30 229H32V231H30ZM146 229H148V230H146ZM203 229H205V230H203ZM210 229V230H209ZM216 229V230H215ZM219 229V230H218ZM229 229V230H228ZM240 229V231H237V230H239ZM243 229H245V230H243ZM29 230V231H28ZM39 230V229H38ZM43 230V229H42ZM43 230V231H44ZM47 230V229H46ZM45 230V231H46ZM49 230V229H48ZM150 230V231H149ZM153 230V233L151 232ZM162 230V229H161ZM174 230H175V232H174ZM187 230H189V231H187ZM243 230V231H242ZM24 231H26V232H24ZM41 231V230H40ZM52 231H53V233H52ZM185 231V232H184ZM188 232V234L190 233V235H188L187 234V232ZM199 231L202 233L201 235H204L205 236V238H208V239H205L204 237H203V239H202V237L201 238H197V237H199V236H201L200 234H198L199 233ZM247 231V232H246ZM49 231H47V232H45V234L46 233H48ZM148 232V233H147ZM150 232V233H149ZM210 232V233H209ZM237 232V233H236ZM241 232V233H240ZM16 233V232H15ZM31 233V234H30ZM35 233V234H34ZM42 233V232H41ZM44 233V232H43ZM42 233V234H43ZM52 233V234H51ZM51 233L49 232V234H51V235H53L52 237V240L49 238V236L51 237V235H49L48 237L47 236H45V238L47 237V239H46V241H47V244L46 243H44L42 240H43V236L44 235H42L41 237L39 236L38 238H40V239H37V241H39V245L45 250H49V252H52L53 250V253L56 251V253L57 254H59L60 253V251L58 250V252H57V250L56 249H54L55 247H56V240L58 239V237H59V235L58 234H56L55 235V233H57V232H55L54 233V230H52L51 229ZM175 233V234H174ZM178 235H177V234ZM183 233H184V235H183ZM214 233V234H213ZM234 233V234H233ZM250 233V234H249ZM33 234V235H32ZM124 234H125V236H124ZM152 234V235H151ZM172 234V235H171ZM216 234V235H215ZM229 234V235H228ZM230 234H233L232 236L230 235ZM236 234L238 235L237 237H236ZM47 235V234H46ZM153 235H155V238L153 239ZM164 235V236H163ZM212 235H214V236H212ZM226 235V236H225ZM21 236V235H20ZM27 236V237H26ZM34 236V237H33ZM55 236V237H54ZM57 236V237H56ZM134 238V239H137L139 242H136V245L137 244H139L138 246H134L135 248L137 247V250H138V254H136L135 255V257H133L134 255L133 254H121L119 251H121L122 249H123V247L126 245V246H128L131 242H129V244L127 243V239H130V241L131 240H133V241H135L132 237ZM137 236V237H136ZM161 236V238H160V240L158 241V239H159V237ZM174 236V237H173ZM176 236V237H175ZM179 236V237H178ZM190 236V237H189ZM216 236V237H215ZM229 236V237H228ZM231 236V237H230ZM249 236H247V238H246V240L247 241H254L252 238H251V236L249 237ZM157 237V238H156ZM162 237H165V238H163L162 239ZM31 238V239H30ZM36 238V239H35ZM49 238V239H48ZM54 238H56L55 240H54ZM132 238V239H131ZM232 238V239H231ZM250 238V239H249ZM15 239V240H14ZM19 239H22V241L21 240H19ZM30 239V241H28ZM150 239H151V241H150ZM172 239H174L175 241H176V243L174 242V240H172ZM192 239V240H191ZM197 239V240H196ZM212 239V240H211ZM231 239V240H230ZM239 239V238H238ZM45 240V239H44ZM48 240H50V243H48ZM103 240H106V242H103ZM136 240V241H137ZM180 240V241H179ZM203 240V241H202ZM231 242H230V241ZM17 241V242H18ZM28 241V242H27ZM132 241V242H133ZM150 241V243H148ZM194 241V242H193ZM197 241V242H196ZM206 241V242H205ZM8 244H6V245H4V247L6 246V249L5 248H3L2 249V251L3 250H5V253H4V251H3V255H4V258H5V256H6V258L8 259V260H6V259H3V258H1V262L2 261H4V262H13V260L14 259H18L19 258V256H18V253L19 254H21L20 253V251L17 249V248H14V250H9V248L11 247V245H12V243L11 242H9V241H6ZM6 242H4V243H6ZM113 242V243H112ZM161 242V243H162ZM174 242V243H173ZM204 243V245H207L209 248H211V250L209 249V250H207V252H206V254H204L203 252H201V250H200V247H199V245H198V243ZM208 242V243H207ZM218 242V243H217ZM10 243V244H9ZM42 243V244H41ZM44 243V244H43ZM206 243V244H205ZM212 243L214 244V246L216 247H212ZM216 243V244H215ZM226 243V244H225ZM235 243V244H234ZM253 243V242H252ZM17 244V243H16ZM26 244H27V246H26ZM46 244V245H45ZM122 244H123V246H122ZM140 244H141V246H140ZM144 244H146V245H144ZM9 245V246H8ZM24 245V246H23ZM29 245V246H30ZM145 247H144V246ZM174 245V246H173ZM179 246V247H175V246ZM192 245V246H191ZM226 245V246H227ZM13 246H15V245H13ZM12 246V247H13ZM18 246V245H17ZM125 246V247H126ZM218 246V247H217ZM141 247V249H139ZM22 248V249H21ZM24 248V249H23ZM110 248V249H109ZM122 248V249H121ZM183 248V249H182ZM197 248H199V249H197ZM212 248H214V249H212ZM17 249V250H16ZM178 249V250H177ZM0 250H1V248H0ZM8 250V251H7ZM50 250H52V251H50ZM103 250V251H102ZM112 250H113V252H112ZM140 250V251H139ZM178 252V253H176V251ZM183 250H184V252H183ZM189 250V251H188ZM192 250H195V251H192ZM200 250V251H199ZM1 251V252H2ZM110 251L112 252V253H110ZM142 251V252H141ZM173 251V252H172ZM185 251H187V253H188V255H189V257H191V258H189L188 257V255H186L187 253L185 252ZM199 253H201V254H199ZM212 251V252H213ZM8 252V253H7ZM18 252V253H17ZM103 252V253H102ZM191 252H194V253H191ZM44 253H48V252H44ZM55 253V254H56ZM77 253H81L80 255H79V257H78V260L75 262V263H72L71 262V260L70 259H72V257L75 255V254H77ZM120 253V254H119ZM173 253V254H172ZM7 254V255H6ZM56 254V255H57ZM108 254H110V255H108ZM140 254H142V255H140ZM162 254V255H161ZM160 254V257H164V256H166L167 254H166V252H162ZM166 254V255H165ZM176 254L178 255V256H176ZM193 254V255H192ZM208 254V255H207ZM1 255V254H0ZM3 255H1L2 257H3ZM16 255V256H15ZM138 255H140V256H138ZM146 255V256H145ZM192 255V256H191ZM196 255V256H195ZM0 256V257H1ZM185 256V257H184ZM207 256V257H206ZM11 257L13 258L12 260H9V259H11ZM15 257H17V258H15ZM20 257H21V255H20ZM137 257V258H136ZM149 257V258H148ZM187 257V258H186ZM194 257V258H193ZM198 257V258H197ZM206 257V258H205ZM101 258V259H100ZM134 258H136L135 260H131V259H134ZM139 258V259H138ZM151 258V259H150ZM3 259V260H2ZM131 260V262H130V260ZM149 259V260H148ZM6 260V261H5ZM21 260H23V261H21ZM146 260V261H145ZM197 260V261H196ZM202 260V261H201ZM150 261V262H149ZM181 261V262H180ZM0 262V264H2ZM9 262V263H10ZM154 264L156 263V261L154 262V261H152ZM151 262V264H153ZM195 262V263H194ZM26 264V261L24 260V259H20V261L18 262V264ZM5 264H7V263H5ZM11 264V263H10ZM35 264H37V262L35 263ZM56 264H59V263H56Z\"/></svg>",
	"mask_w": 264,
	"mask_h": 264
}]
</instances>
